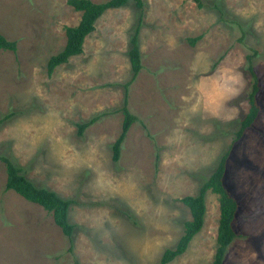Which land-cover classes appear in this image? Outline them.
<instances>
[{
	"label": "rangeland",
	"instance_id": "1",
	"mask_svg": "<svg viewBox=\"0 0 264 264\" xmlns=\"http://www.w3.org/2000/svg\"><path fill=\"white\" fill-rule=\"evenodd\" d=\"M81 16L68 0H0V34L17 43L0 53V121L10 115L0 155L75 200L70 252L51 214L6 191L0 161V264H160L191 220L182 199L199 194L225 154L239 211L224 264H264V0H131L107 10L83 52L49 75ZM137 27L143 68L128 90L137 121L115 162ZM248 56L260 112L237 139L254 82ZM219 219L209 191L203 229L169 264H213Z\"/></svg>",
	"mask_w": 264,
	"mask_h": 264
},
{
	"label": "trees",
	"instance_id": "2",
	"mask_svg": "<svg viewBox=\"0 0 264 264\" xmlns=\"http://www.w3.org/2000/svg\"><path fill=\"white\" fill-rule=\"evenodd\" d=\"M131 0H109L105 3H94L91 0H68L74 10L81 12V20L75 27H66L67 42L64 50L59 54L51 57L48 62L49 75L54 72L56 67L68 62L72 56L79 55L83 52V44L85 38L95 30L97 20L109 9L121 8L129 4ZM137 7H142V0H134ZM199 2V1H198ZM139 27L135 29L130 39V50L128 56L131 64V79L125 84L124 106L120 109L123 114L124 121L122 124V132L118 140L113 146V160L118 162L121 156L122 143L125 140L131 125L137 121V117L133 115L128 108V90L129 86L136 80L141 72L143 65L141 53L139 49ZM197 39H191V43H195ZM4 50L16 51L17 43L7 40L0 34V53ZM247 70L253 78V89L248 97L249 111L240 124L237 132V139L241 138L246 129L251 128L256 121L260 107L257 102V95L260 91V82L254 70L253 58H247ZM10 115L1 119L2 121L9 118ZM99 120V116L93 117L88 122L78 124V134L83 132ZM229 154L222 156L218 166L210 175V177L202 184L199 194L189 196L182 199V202L190 210L191 220L184 222L183 232L179 241L172 248L164 251L160 264H169L182 256L188 249L191 241L203 229L206 214V195L209 191L219 196L220 219L217 233V247L214 254L213 264H224L227 250L232 242L236 239L237 233L234 224L239 211L237 199L227 189L224 179L227 171V160ZM0 161L6 167V191H13L26 201L39 205L46 212L51 214L55 225L63 232L64 236L69 240V251L73 250V234L75 225L69 220V212L71 206L75 203L73 199H65L60 197L56 192L35 185L26 175L24 169L18 166L9 157L0 155Z\"/></svg>",
	"mask_w": 264,
	"mask_h": 264
}]
</instances>
